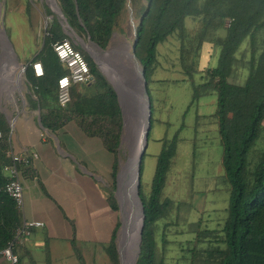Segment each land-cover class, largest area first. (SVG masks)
Segmentation results:
<instances>
[{
	"label": "trees",
	"instance_id": "obj_1",
	"mask_svg": "<svg viewBox=\"0 0 264 264\" xmlns=\"http://www.w3.org/2000/svg\"><path fill=\"white\" fill-rule=\"evenodd\" d=\"M48 2L55 9L60 5L69 24L79 35L88 37L103 48L110 43L118 20L129 4V0ZM138 11L135 55L146 70L148 83V76L155 68L158 45L179 30L180 59L186 79L195 82L196 74H200L202 81L212 83L216 90L215 114L223 147L222 163L230 184L228 215L221 229L226 248L219 250V264H264V147L255 148L258 139L264 135V0H146V4ZM46 12L48 15L54 14L49 8H46ZM188 17L198 21L193 32L188 30ZM0 38L6 53L0 58V68L6 64L10 72L16 71L19 67L11 45L6 44L5 34ZM64 38H70L74 46L85 55L94 76L90 83L71 86L72 99L66 107L61 106L58 101V79L67 73L68 68L53 47L55 42ZM246 38L250 43L249 75L245 83L238 84L229 80L232 60ZM207 42L219 49L216 66L201 65L202 50ZM91 45L96 44H87L89 49ZM92 51L107 70L104 58ZM37 61L44 67L41 76L35 74L32 66V62ZM32 62L25 70L26 82L31 92L27 99L31 108L39 109L42 126L59 137L67 123L73 120L85 134L101 138L105 147L114 155L111 174L115 182L124 125L117 92L90 54L65 32L57 14ZM18 75L21 83L23 71L20 70ZM151 110L152 130V99ZM11 131L7 116L0 110V249L14 239L16 228L23 220L15 200L3 190L8 181L3 166L10 162L7 151L12 148ZM179 132L180 130L176 132L171 141L163 137L159 139L163 141V147L157 157L149 195L142 188L145 155L143 157L140 195L145 220L136 264H169L158 259L156 225L168 215L174 205L173 200L163 197V190L173 157L177 153ZM21 168L23 171L27 169L24 164H21ZM115 186L114 183L108 200L111 207L119 211L114 194ZM120 226L119 220L107 247L114 264H120L116 242ZM214 232V237L217 238L218 229H206L202 234L213 235ZM20 246H16L15 252ZM79 256L83 259L81 254Z\"/></svg>",
	"mask_w": 264,
	"mask_h": 264
},
{
	"label": "rangeland",
	"instance_id": "obj_2",
	"mask_svg": "<svg viewBox=\"0 0 264 264\" xmlns=\"http://www.w3.org/2000/svg\"><path fill=\"white\" fill-rule=\"evenodd\" d=\"M145 4L146 0H129V4L118 20L110 43L103 49L97 46L102 53L107 50L118 53L117 55L111 54L104 59L103 62L107 66L118 68L130 63L132 44L135 41V31L139 22L138 10ZM46 8L51 9L48 0H0V36L5 29L12 43L19 67L15 72L16 77L20 70L23 71L24 66L32 62L42 47L47 29L56 18L55 12L48 15ZM48 16L53 18L50 17L49 20ZM186 22L190 32L198 26V21L193 18L188 17ZM80 36L87 43H92L88 37ZM73 38L76 43L80 44L76 37L73 36ZM180 44L179 30L174 31L161 42L158 45L155 68L148 76L147 88L149 86L154 120L144 157L142 188L146 195L151 193L157 157L163 147L159 138L163 137L171 141L176 132L180 130L177 153L173 157L168 180L163 190V197L173 200L174 205L170 208L168 215L161 218L156 225L158 259L169 264H219V250L226 248V242L222 239L224 232L221 229L228 215L230 184L222 163L223 147L215 116L217 95L214 85L207 80L202 81L200 74H196L195 82L186 79L187 75L180 59ZM86 51L94 59L92 56L94 53ZM202 53V67L217 65L218 48L207 42ZM249 60L250 43L246 38L240 44L232 60L233 65L229 78L231 82L245 83L249 75ZM98 66L103 72L104 65L101 61ZM7 71V68H3L2 73L0 70V110L12 124L17 113H22L30 107L27 96L31 92L26 82L25 71L20 86L6 81L7 86L5 87L3 78ZM197 84L202 85L196 86ZM35 110L38 111L39 117L40 111ZM69 122L67 123L68 129H72L71 124H75V121L70 120ZM11 129L13 140L15 137L14 124L11 125ZM43 137L50 140L55 139L58 143V150L66 147L73 154L81 170L84 171L83 167L87 166L90 172L95 173L94 182L99 184L104 197L109 196L115 183L114 194L116 196L118 178L116 177L114 182L111 174L114 155L106 147L103 148L97 139L84 137L82 131L79 132V130L72 131V136L62 133L58 137L44 127ZM71 137L75 140L72 147L67 144V139ZM139 142L140 133L137 140L136 133L126 137L123 130L117 173V175L121 173V180L126 167L133 166ZM263 147L264 135L258 139L255 148ZM72 176H70V191L73 189L71 201L65 197V188L61 186L63 183L58 182L52 185L50 182L43 181L42 190L47 199L45 206H50L53 202L56 211L52 222L53 228H49L48 225L44 229L43 241L38 244V248L35 247L33 239L29 238L27 245L32 253L31 256L23 259L24 263L114 264L108 255L107 247L119 220L122 225L121 210L120 208L119 211L113 209L110 203L108 207L103 206V212L102 208H97L98 206H93L92 210L91 206H84L80 210L79 203L84 178L78 173ZM90 176L89 174L88 180ZM99 176L102 178L98 179ZM130 176L128 170L126 182ZM206 229L209 231L218 229L219 236L214 237L216 232L213 235L209 233L203 235L202 231ZM120 235L121 226L117 231V248ZM122 250L123 247H121V253ZM130 251L129 248L126 249L122 256L123 262H121L119 253L120 264H133V257L128 255ZM80 254L83 259L80 258Z\"/></svg>",
	"mask_w": 264,
	"mask_h": 264
},
{
	"label": "crops",
	"instance_id": "obj_3",
	"mask_svg": "<svg viewBox=\"0 0 264 264\" xmlns=\"http://www.w3.org/2000/svg\"><path fill=\"white\" fill-rule=\"evenodd\" d=\"M48 19L50 20L49 16ZM3 35L4 33L1 36ZM15 72L16 71H12V73ZM14 118L15 137L13 138L14 141L12 140L13 151L21 155H26L27 153L33 152L38 154V157L33 158L32 164L27 166L26 171L24 170L22 175L24 189V209L22 211V218L26 220H41L45 223L43 227L36 228L32 235L27 237L23 243L18 244L21 245L16 251L18 256H21L19 257L18 264H27L23 262V259L27 256H31L32 253L28 248L27 241L29 238H32V241L36 245L35 247L38 248V244L42 243L43 241L42 238L44 229H46L48 225L50 226L49 228H53L52 222L56 215L53 202L50 206H45L47 199L45 198L42 190L43 181L45 183L50 182L52 185L58 182L63 183L61 186L65 188V197L69 198L71 201L73 189L70 191V176L76 175L77 173L82 174L84 179L82 180V195L79 203L80 210H82L84 206H91V210L93 209V206H98L97 208H102L103 212V206L108 207L109 200L107 197L108 195L104 197L102 192L103 190L99 184H95L93 179L95 173L90 172V169L87 166L83 167L84 171L81 170L76 164L73 154L68 151L66 147H64L65 149L59 148L60 150H58V143L55 139L50 140L49 138L43 137V127L38 117V111L31 107H27V109L23 110L22 113H17ZM75 124H71V127L74 130L71 128L68 129V126L66 125L62 133H64V135L72 136V131L76 132L79 130V132H81L80 128L76 126L77 124ZM82 133L84 137L87 136L91 139H97L102 147L105 148L101 138L89 136L83 131ZM69 139H72L73 141ZM69 139H67V144L72 147L75 140L73 137ZM161 143L163 142L161 141ZM89 174L91 176L88 180ZM101 178L102 176L98 177V179ZM97 211H99V209H97ZM1 264L12 263L4 258L2 259Z\"/></svg>",
	"mask_w": 264,
	"mask_h": 264
},
{
	"label": "water",
	"instance_id": "obj_4",
	"mask_svg": "<svg viewBox=\"0 0 264 264\" xmlns=\"http://www.w3.org/2000/svg\"><path fill=\"white\" fill-rule=\"evenodd\" d=\"M51 9L57 14L58 19L62 24L65 32L70 37L73 36L76 37V39L80 42V45L92 54L93 51L89 49L87 46V44L89 43H87L85 39L72 28L60 5L58 6L57 9L51 6ZM136 32L137 31H135V38H136ZM3 33L5 34L7 40L6 44L11 45L12 43L5 29H3ZM112 38L113 35L111 37V40ZM89 41H91L93 44H96L98 47L103 49V47L99 46L91 39H89ZM2 44L3 41L0 38V57L3 56ZM11 49L13 50L12 45H11ZM135 49H136V39L132 44V52H131V56L135 65L132 64V62L130 61V63L121 65V67L118 68L107 66L108 67L107 70L105 68L103 69L104 74L113 84L117 92L118 100L121 106V111L124 120L123 130L126 133V137L133 135V133H137L138 128L140 127V124L142 122L143 104L145 103V101H147V105H148V116H147V126L145 129V139H144V144L140 150L138 162L136 165L137 169L133 183L135 187L132 193L128 195L129 192H127L124 189L122 192L120 191L121 173L117 175L118 186L116 190V196L118 198L119 208L122 213L121 235L119 237L118 251L121 254L122 244H124V246L126 247H129V249L131 250V254L135 255L134 264L137 263V259L140 254L142 233H143L144 220H145L144 206L140 195L141 164L149 145V133L151 130V118H152L151 100L147 88L148 81L146 79V70L142 66L141 62L137 59L135 55ZM92 56L94 57L95 62L98 65H100L99 57L96 56L95 54L94 55L92 54ZM131 177L132 175L130 176V179ZM127 209L131 211L130 214L126 213ZM120 259L122 262V254L120 255Z\"/></svg>",
	"mask_w": 264,
	"mask_h": 264
},
{
	"label": "built area",
	"instance_id": "obj_5",
	"mask_svg": "<svg viewBox=\"0 0 264 264\" xmlns=\"http://www.w3.org/2000/svg\"><path fill=\"white\" fill-rule=\"evenodd\" d=\"M53 47L59 59L68 68L67 73L58 79V101L61 106L66 107L72 99L71 86L76 83H90L94 80V76L85 55L74 46L70 38L55 42ZM32 66L37 76L43 75L44 67L40 61L32 62ZM26 67L27 65L23 67V72ZM11 123L13 125L14 121L12 120ZM7 156L10 158V162L4 164L3 171L8 176V181L3 186V190L15 200L22 214L24 209L22 175L24 171L21 164L26 165V167L30 166L33 158H37L38 154L33 152L21 155L15 153L11 148L7 151ZM44 225L45 223L41 220L23 219L20 226L16 228L14 239L7 246L0 249V264L4 258L12 264H18L19 256L15 252L16 246L31 236L36 228Z\"/></svg>",
	"mask_w": 264,
	"mask_h": 264
},
{
	"label": "bare ground",
	"instance_id": "obj_6",
	"mask_svg": "<svg viewBox=\"0 0 264 264\" xmlns=\"http://www.w3.org/2000/svg\"><path fill=\"white\" fill-rule=\"evenodd\" d=\"M51 1H54V0H51ZM49 17H51V18H53L52 16H49ZM91 47V49L92 50H94L95 52H97V53H99L104 59H106L109 55H111V54H118V53H115V51H110V50H107V52H104V53H102L100 50L101 49H99L98 47H97V45H91L90 46ZM5 51L3 50V56L2 57H0V58H3L4 56H5ZM117 57V56H116ZM129 60L132 62V64H134L135 65V63H134V61H133V59H132V57H130L129 58ZM128 64V63H127ZM3 68H7L8 69V67H7V65L6 64H3L2 66H1V68H0V70H1V73H2V69ZM8 76V77H7ZM3 82L5 83L4 84V86L6 85V81H10V82H14V83H16V85L17 86H20V83H19V75L16 77L15 76V73H12V72H10L9 71V69H8V71H7V73H6V75H5V77L3 78ZM7 86V85H6ZM5 86V87H6ZM147 116H148V105H147V101H145V103L143 104V116H142V122H141V124H140V127L138 128V131H137V133H136V137H137V140H138V134L140 133V142H139V144H138V146H137V149H136V155H135V160H134V162H133V166H127L126 167V169H125V171L123 172V174H122V180H121V189H120V191L122 192L123 191V189L124 190H126L127 192H129L128 193V195L130 194V193H132L133 192V190H134V185H133V183H134V179H135V175H136V169H137V162H138V158H139V153H140V150H141V148H142V146H143V144H144V139H145V129H146V126H147ZM140 131V132H139ZM131 168V169H130ZM128 169H130V170H132L131 171V175H132V177H131V179L130 180H128L127 182L125 181V179H126V177H127V172H128ZM130 170H129V172H130ZM124 177V178H123ZM121 192H119V193H121ZM130 210H128L127 209V211H126V213H128V214H130ZM121 247H123V250H122V256L125 254V252H126V249L127 248H129V247H126V246H124V244H122V246ZM124 252V253H123ZM129 256H131V257H133V259H134V261H135V255H133V254H131V251L129 252V254H128ZM134 261H133V264H134ZM122 262H123V260H122Z\"/></svg>",
	"mask_w": 264,
	"mask_h": 264
}]
</instances>
